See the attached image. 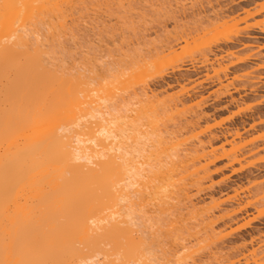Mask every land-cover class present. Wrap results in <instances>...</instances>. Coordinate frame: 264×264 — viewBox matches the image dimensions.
Returning <instances> with one entry per match:
<instances>
[{
  "label": "bare ground",
  "instance_id": "6f19581e",
  "mask_svg": "<svg viewBox=\"0 0 264 264\" xmlns=\"http://www.w3.org/2000/svg\"><path fill=\"white\" fill-rule=\"evenodd\" d=\"M79 1H81L82 3ZM85 1H88V0H85ZM85 1L84 0H2V3L4 5H10V7L5 8V7L0 6V264H15V262L19 261V260H43V261H48L49 264H118V262H120L119 264H159L157 262L158 261L161 262V261L158 260L157 257L155 256L156 248H155L154 243H148L150 241L149 240L150 238L148 237V228L150 226L148 227V223L146 221H145L146 222L145 223L143 218H142V217H144L146 220V216H147L148 212H147V214L143 215V213H145V212L142 211V209H143V206H145V205L141 202H139L141 206L139 205V203H136V204H138V206L141 207V208L140 207L138 208V206L136 207V204H135V202H138V199H141L142 197H145V199L147 198V196H145L146 192L145 193L143 192L144 190L146 191L147 188L139 190L140 192L141 191L143 192L142 197H140L141 195L138 192V190L137 191L135 190V189L141 188L140 186H138V185H140V182L138 184V181L144 177V176H142V174L143 175L145 174V177H146L148 175V172H149V175L152 174L153 179L155 178L156 181L157 180L159 181V183L160 182H166L168 185L170 183H175L177 186L180 184L179 186L183 185L182 186L183 190L184 189L186 190L187 187L190 185V183H189V185H187L188 183L186 184V182H185L187 179L186 177L187 176L190 177V175L194 176L196 174L195 173H192L190 175L188 174L185 177V175L184 176L179 175L181 173H179L176 170V173H174V174L178 175V177H181V179L179 178L176 180L177 182L176 181L172 182V180L175 176L172 175L171 169H168V170L166 169L167 172H166L165 178H167L168 180H166L163 177L165 173L162 171L158 173L161 176L159 179V178H156L157 176L159 177V175H157L156 173H157V170L158 171L162 170V168H160L161 165H160V167L156 166V167H158L157 170L154 169L152 166L153 165L155 166L154 163H156V161H157L156 164L159 165L160 159L153 161L154 163L151 162L152 164H149V162L147 163L148 159H147V161L145 160V162H143V163H142V160L144 161V158L147 156L146 155L147 152L148 153L150 152V149H152L151 147L154 145L153 143L156 141L157 142L160 141L158 143L159 146H161V144H162L163 145L162 148L165 150L167 149V148H164L166 143L167 144H168V142L171 143V145L169 144V147L167 146L168 148L172 147V150L169 149L168 153L171 150L174 153V155L172 152H170V153H172V156L174 157V159L176 158V160H177V158H179V157H176V153L179 152L177 150L178 148L181 149V151L183 149L182 152L184 154H185V152H186V154H187V152H188V154H190L191 153L190 150L192 152H194L192 154L193 157L195 154L197 156V160H198L197 162L202 163L201 170L198 168L199 169L198 172H196L197 170L195 171L197 174L199 173V171H203V173L205 174V172H207V170H209L208 167H210V165L213 164V162H214L213 160L214 159L216 160V157H217V156L214 157V159L212 160L213 157L211 155L213 154V151L212 152L206 151L209 149L211 150V148H212V150H214V148H213L214 141L213 140H215L214 139L215 135H213L209 130L210 128L208 126H206L210 122V119H209V117H204L205 113L203 112V107H202L205 105L204 104L205 103L204 98H203L204 97L203 96L204 91L199 93L198 95L189 96L186 99L184 98V100L180 99L182 97V95H186V94L188 95V93H186L187 90H185L186 86L183 85L186 81L190 83V81L186 80V78L181 79V81H179V82H177V80H176L177 86H172L170 84H165V85L161 84V85L157 86L156 84L150 85L149 83L148 84L146 83V84H143V86L140 85L142 87H140V89L136 92L133 88L132 90L134 92L132 91V93H133V98H136L134 100L136 101V103H138L137 105L140 107H142V106L144 107L145 105L147 107L148 106L152 107L155 105V107H156L160 103H163L167 106H169V104H170V105H173V107L175 106L177 108V106H179V107L180 106L181 107L187 106L188 107V104H190V106L188 108H189V111L191 110L190 113L192 114V116L191 115L190 116L193 117L191 119L195 122L194 125L196 124L197 128H200V130L202 128V130H201L202 132L200 133V135L202 134L201 138L203 137V139L200 138L201 140L199 138H198L199 140L197 139L198 145L197 146L194 145L195 146L194 149H192V148L189 149V147H187L188 145L186 143H184V141H183V143L185 145L182 143V141H181V143H179V140L177 142V139H178L177 136L172 135L171 133H170V135H168L171 137H168L166 135L167 137H165V138L163 137V139H161V137H162V136L160 137L161 133L158 136H156V133H158L157 132L158 130H156V131L154 130L148 134H146L145 132H143L145 134L139 132V128L141 127V126L138 127V125L141 124L140 120L141 119L143 120L145 118H141V119L139 118V120H137V118H136L137 121H133V122L131 121L130 124L128 123L129 125L127 124L126 119H128L129 115L127 116L126 114L129 110L131 111V109H128L127 107L131 106L134 102L131 104L129 101H128L129 103L128 102L126 103L125 101H123V103L124 102L126 103L127 107L126 106H124V107H126L127 109L126 108L124 109L122 107L121 110L120 109L118 110L119 107L116 108V106H114V104H112V100H111L112 95H113V98L115 95V94H112V91H115L114 88L113 89L109 88V84H110L109 79L111 76L110 74L114 72L113 70H112L113 72H111V73L109 72L112 69V66H111L112 64L109 65V70L107 69L108 71H106V72L102 71L104 73H102V74L99 73V74H97L98 75L97 77H93L92 75H90L88 73L90 72V70H92V69L94 70V68L97 66H94V68H92V69L88 68V69H90L88 72L87 71H83L84 73L81 72L82 69H84L87 66L86 63L88 64V62H89L88 59L90 57H88L87 55L83 56V54L81 55L82 57H85V58L88 57L87 60L85 58L83 60V58L80 57L81 62H79V63H81L80 65H82V66L79 65V63L76 61V59L73 60L74 57H72L73 59H71V61H70V58L73 54L68 50L69 48L66 49V47H68V46H66L67 42L64 40H61V39H64L62 37H64V34H66V32L62 31V27H63V30H64V27L67 28V29L65 28L66 30H69L71 28L76 30L75 27H76V25L79 26L80 21H78V20L81 19V17H79V18H78V16L74 17V16H76V14H74L73 11H74V8L78 5L77 3L83 4ZM90 1H92V0H90ZM97 1H99V0H97ZM102 1H100V2H102ZM126 1H128V0H126ZM202 1H204V2L206 1L205 2L206 4L204 2L202 3ZM202 1L200 0L197 2V0H189L190 6L187 5L188 2H187V4L184 3L183 5H180V6L178 4V6L180 8H182V10L179 9V12L182 11L181 14H184L183 16L195 15V16L200 17L201 15H204L203 17H200L202 19V18H205L206 16L208 17V15L211 13L210 12L208 15H206V13L209 12V8H210V10H212L211 15H213V17H214L213 20L216 19L215 21H217V22H220V20H221V22H222V20H224V18L228 17V16H224L223 12L225 10L223 12L220 11L219 8L217 10L216 6L218 7L219 3L216 2L218 5L216 4V6H215V0H214V4L212 3L213 5L211 4V1L213 2V0H202ZM216 1H218V0H216ZM232 1H235V0H232ZM75 2H76V4H75ZM117 2H119V1H117ZM177 3H179V2H177ZM177 3H174L175 6ZM73 4L76 6H74ZM101 4H103V3H101ZM204 4L207 6H205ZM90 5H89V9H90ZM79 6L80 5H78V7ZM104 6H106V4L103 5V8H105ZM78 7H76V8L78 9ZM119 7H120V5H119ZM205 7H207L208 10L205 9ZM76 8H75V13H76ZM91 9H93V8H91ZM120 9H121V7H120ZM70 10H71V12H69ZM177 10H178V8H177ZM213 10L219 11V12H214ZM88 11H90V10H88ZM93 11H95V10H93ZM99 11H102V10L99 9ZM128 12H129V10H128ZM245 12H247V11H245ZM92 13H94V12H92ZM49 14H51L52 17H54V18L49 16ZM67 14H70V15H67ZM102 14H103V12H102ZM250 14L251 13L249 12L246 15L249 16ZM43 15L46 17L49 16V18H51L53 22L50 21L51 19H49V18L42 20L41 17H44ZM71 15L72 16L74 15L72 17L73 19L72 18L68 19L69 16L71 17ZM109 15H110V13H109ZM91 16H93V15H91ZM251 16L253 17L252 14H251ZM113 17H114V15H113ZM125 17L127 18V16H125ZM136 17L137 16H135V18ZM108 18H110V17H108ZM142 18H143V16H142ZM247 18H249V17H247ZM56 19H57V21H59V23H57V21H55ZM83 19H84V17H83ZM99 19H102V18L100 17ZM228 19H229V17H228ZM40 20H42V23H43V21H45V22L47 21V23L48 22L49 23L48 24L43 23L44 24L43 25L42 23H40L41 22ZM123 20H125V19H123ZM225 20H227V19H225ZM75 21H77V22L74 23ZM87 21H89V20L87 19ZM103 21H105V20H103ZM244 21H242V22H244ZM72 22L74 25L75 24L76 25L74 26L72 24ZM174 22H176V21H174ZM217 22H215V24ZM50 23L52 24V28H55V29L57 28L56 30H58L57 26L60 25L59 30L56 32H52L51 30H49V28L52 29ZM67 23H70V24L68 25ZM81 23L83 24V22H81ZM92 23H94V22H92ZM106 23H108V22H106ZM130 23H131V21H130ZM135 23H136V21H135ZM225 23H226V21H225ZM234 23H235V21H234ZM245 23H247V22H245ZM100 24H101V22H100ZM102 24L104 27L105 26L104 23H102ZM126 24H124V25H126ZM143 24H145V23L143 22ZM176 24L177 23H175V25H174L175 27H176ZM53 25H56V27L55 26L53 27ZM66 25H68V26L71 25V28L70 27L68 28V26H66ZM177 25H179V24H177ZM218 25H220V24H218ZM38 26H40L42 29L39 28ZM44 26H45V28L43 29ZM129 26H127L128 29H129ZM182 26H185V25H182ZM247 26H249V25H247ZM47 27H48V29H46ZM127 27L125 26V28H127ZM162 27H163V25H162ZM172 27H173V25H172ZM76 28H78V27H76ZM247 28H249V27H247ZM55 29H54V31H55ZM97 29L99 30V28H97ZM164 29H165V27H164ZM173 29H174V27H173ZM202 29H205V28L203 27ZM227 29H229V28H227ZM237 29H238V27H237ZM37 30H39V32ZM41 30H43V31H41ZM45 30L46 31L48 30V31L44 32ZM74 30H72V31H74ZM85 30H87V29H85ZM120 30H122V29H120ZM176 30L177 29H174L175 33H176ZM187 30L189 31V29H187ZM233 30L235 31L236 29L233 28ZM60 31L63 33V36L60 33H58ZM117 31H118V29H117ZM170 31H172V30H170ZM170 31L167 30V32L165 33V31H164V33L168 35L169 34L168 32H170ZM190 31H191V29H190ZM192 31H194V30H192ZM230 31L225 32V34L227 33L226 34L227 36H229V34H234L233 31H232L233 33H230ZM40 32H44V34H46L47 37H50L49 38L50 40L47 41L48 40V39L46 40L47 37L45 38L46 35L42 36L43 33H40ZM48 32H49V34H50V32H51V34L54 33L55 36L54 35L49 36L47 34ZM125 32H127V31H125ZM75 33L76 32H74L73 35ZM106 33H107V31H106ZM175 33H174V36H175ZM70 34H72V33H70ZM59 35L62 37H59ZM170 35H172V34H169L168 36H170ZM39 36L42 37V40ZM70 36H72V35H70ZM73 37L75 38V36H73ZM185 37H186V34L184 35V40L187 41L188 39ZM171 38H173V37H171ZM38 40H40L41 43H39ZM44 40H46L47 45L48 44H50V45H48V46L46 44L43 45L45 43ZM51 40L52 41L56 40V41H58V43H55L54 41H53L54 42L53 43ZM70 40H71V38H70ZM98 40H100V39H98ZM136 40H137V38H136ZM174 40H176V42H177L178 39L175 38ZM190 40H192V39H190ZM59 41H61V42L64 41L62 43L65 45H62V43L59 44ZM133 41H134V39H133ZM42 42H44V43L42 44ZM120 42L122 44H123V42L125 43V41H123V42L120 41ZM120 42H119V44L121 45ZM154 42H156V40ZM176 42H173V43H176ZM196 42H198V41H196ZM111 43H114V42H111ZM148 43H149V41H148ZM192 43H194V41ZM200 43H202V41ZM52 44H53V46H52ZM55 44H56V50L54 47ZM90 44H92V43L90 42ZM126 44L128 45V43H126ZM169 44H171V43H169ZM178 44H180V43H178ZM59 45L60 46L62 45L61 46L62 48L59 47ZM145 45H147V44H145ZM171 45H173V44H171ZM171 45H170V47L168 45V47H169L168 49L166 47V50L169 51L168 54L173 53V51H171V50H173L176 46V44H174L173 46H171ZM197 45L198 44H196V46ZM244 45L245 44H242L241 46L246 48V50H247L248 46H246V45L244 46ZM45 46L48 49H46ZM200 46L201 45H198V47H200ZM28 47H31L33 49V52H36V53H44L47 51L46 54H47L48 63L54 65L55 68L58 69V71L55 73H52L49 69L44 68L41 63L34 62V61L28 59L27 53L25 51ZM51 47H53V48L50 49ZM58 47H59V50H57ZM88 47H89V45L87 46V48ZM116 47H118V46H116ZM124 48H126V47H124ZM60 49H61V51H60ZM62 49H64V50L62 51ZM112 49H113V47H112ZM120 49L121 48L119 47V50ZM128 49H129V47H128ZM48 50H51V52ZM81 50H83V49H81ZM122 50H120V51H122ZM57 51L58 52L60 51L59 53L62 54V55L61 54L59 55V53H58L60 59H59L58 55L55 54V53H57ZM85 52H87V51H85ZM48 53L52 54L53 56L56 55L58 59L56 58V56L52 57V55H49ZM126 53H128V52H126ZM126 53H124V55L122 54V58L125 56ZM129 53H133V55L136 54V52H134V51H132V52L129 51ZM144 53L146 54V52H144ZM221 53H223V52H221ZM221 53L219 55L213 54V55H211L212 57L210 56L211 58L208 57L209 55L207 56V58L204 56L206 58V59L204 58V62H203L205 66L204 67L202 66L204 68V71H208V70L214 71L216 66H217V69L222 67L220 65H223L224 60H226L225 58H228L230 56H229V54H227L228 52L224 53V55ZM69 54L71 56H69ZM88 54L91 55L90 52ZM157 54H158V52H157ZM225 54H227V55H225ZM247 54H248V52H247ZM63 56H65V57L62 58ZM68 56H69V58H68ZM155 56L157 57V55H155ZM50 57H51V59L54 58L52 60L53 62L50 60ZM128 57H130V56H128ZM232 57H235V56H232ZM131 58H132V56L130 57V60H131ZM143 58H144V56H143ZM64 59L69 61V62L67 61V65H69V67L66 66V68L65 67L63 68V66L66 65V62L64 61ZM123 59H121V61ZM126 59H127V57H126ZM238 59H239V57H238ZM54 60H55V62H54ZM61 60H63V61H61ZM132 60L134 61V63H135V61H136V64L138 63L137 62L138 59L135 60L134 58H132ZM132 60L128 61V62L125 61L123 63H126V64L129 63L130 67H131L132 66V64H131ZM151 60H152V58H151ZM58 61H60V65H61V62H63V64L61 65L62 67H60ZM121 61L117 62V63H115L113 61L114 67H115V69L113 68L114 70H116L117 65H119L118 63L121 64V65H119V67L121 66L120 68L122 70V68L125 64H122ZM156 61H158V60H156ZM240 61L242 62V60H240ZM71 62H72V65H71ZM146 62H144L145 63L144 65L142 62L141 66L145 67ZM172 62L173 61L171 60V63ZM55 63H57L58 66H56L57 64H55ZM90 63H92V61ZM134 63H133V67H134ZM140 63H138L139 67H137V65H135L136 66L135 68H137V69L139 68L138 70H140V71H138L139 73L137 72V74L132 78V80L135 82H141V81L143 82L142 78L145 77L144 75L146 74V71H147L146 68H145L146 70L140 68ZM157 63H158L157 65L159 67V61ZM83 64L86 66L83 67ZM89 64L87 67H92V65H96V64H92L90 66ZM71 66H72L74 71L71 70ZM75 66H77V67L79 66L78 69H77V67L74 68ZM127 66H129V65H127ZM151 66L152 65H150V67ZM255 66L256 67L258 66V68L264 67V65L260 66L259 63H255ZM87 67H86V69H87ZM125 67H126V65L124 66V68ZM133 67H131V68H133ZM249 67H252V69H254L253 68L254 65L249 66ZM67 68L69 69V71ZM98 68L100 69L99 65H98ZM106 68H108V67H106ZM151 68L154 69V67H151ZM102 69H103V67H102ZM153 69H152V71H153ZM259 69H262V68H259ZM75 70H77V71L80 70V71L77 72ZM142 70H144V71H142ZM148 70H150V72H151V69H148ZM125 71H127V70H125ZM221 71H223V70H221ZM99 72H101V71L99 70ZM115 72H118L117 74H119L120 77L121 76L123 77V75H121L119 73V71H115ZM254 72H255V70H254ZM151 73H153V72H151ZM91 74H95V73L91 72ZM131 74H133V73L131 72ZM147 74H148V71H147ZM116 77H118V76L116 75ZM217 77H218V75H217ZM113 78H114L113 80L115 81V77H113ZM145 79L146 78H144V81H145ZM217 80H218V78H217ZM257 80H259V79H256L255 81H257ZM145 82H147V81H145ZM145 82H143V83H145ZM141 83H139V84H141ZM185 84H187V83H185ZM220 85H222V81L218 82V86H220ZM135 87H136V89H138V86L135 85ZM193 87H196V85ZM218 88H220V87H218ZM176 89H177V92H174V90H176ZM217 90H219V89H217ZM127 91H128V89H127ZM220 91L222 92V90H220ZM192 92H193V89H192ZM223 92H225V91H223ZM117 95L118 94H116V96ZM130 97H132V96H130ZM130 99H132V98H129L128 100H130ZM244 100H245V98H244ZM195 101H198V104L192 105V103ZM235 101H237V100H235ZM113 103H114V101H113ZM200 103H203V104H200ZM129 104H131V105H129ZM84 105H86L88 108L86 107V109H85ZM122 105H124V104H122ZM134 106H136V105H134ZM138 106H136V107H138ZM146 106H145V108H146ZM245 106H246V104H245ZM155 107H153V108L156 111L157 109H155ZM161 107H162V105H161ZM187 107H186V110H188ZM129 108H131V107H129ZM157 108H159V107H157ZM191 108H193V110H195V111H196V108H199V109L196 112L195 111L193 112V110ZM241 108H243V107H241ZM170 109H172V107ZM148 110L151 111V109H149V107L147 108V111ZM154 110L152 109V111H154ZM177 110H179V109H177ZM136 111H138V110H136ZM173 111H175V110H173ZM184 111H185V109H184ZM144 112H146V109ZM132 113L133 112L130 113V116ZM181 113H179V114H181ZM183 114H181V115H183ZM136 115H138V114H136ZM136 115H135V117H136ZM148 121H149V119H148ZM74 122L78 124V127L74 128L73 132L75 135H78L80 137V143L76 147L75 153L73 154V158L79 161L76 163L70 162L68 155L66 153H64L62 150V141H63V136L65 135V132L63 130L67 129ZM151 123L153 125L154 124L156 125L157 121L155 120V123H154V119H153L152 121H149V123H147V124L151 125ZM196 127H195V129H196ZM203 128H205V129L203 130ZM149 129H153V128H149ZM135 134H137L139 137L137 136V138H135L134 137ZM153 136L158 137V139L157 140L155 139L156 141H154ZM163 136H165V135H163ZM231 137H239L238 132L236 131L234 134L231 135ZM175 138H177V139H175ZM164 139H165V141H164ZM167 139H168V141H167ZM225 139H226V137H225ZM161 140H163V141H161ZM174 141L176 143H173ZM227 143H229V142H227ZM182 145H184L185 148L182 147ZM155 146H157V145H155ZM178 146H180L181 148ZM192 146H190V147H192ZM186 148H188V149H186ZM184 149H186V151H184ZM165 150H163V151H165ZM187 150H189V151H187ZM233 150H237V149H233ZM156 151L157 150H155V152ZM166 152H164V153H166ZM182 152H181V154H183ZM164 153H162V154L165 155L164 157H166L167 155ZM208 153L211 156V159L207 157ZM232 153H234V152H232ZM162 154H161V156H163ZM184 154L180 157H186V156H184ZM188 154H187V158H189ZM151 155H152V153H151ZM227 155H228V153H227ZM229 155L233 156V154L231 155V153H229ZM229 155H228V157H229ZM222 157H224V156H222ZM234 157L232 159L235 160V162H236V160L239 156L237 158L236 157L234 158ZM166 158H164V159H166ZM172 158L169 157V159H172ZM164 159L162 161H164V163L167 162ZM169 159H167V160H169ZM174 159H173V161H176ZM228 159H231V158H228ZM228 159H227V163H228ZM239 159H238V161H239ZM241 159H242V157H241ZM200 160L202 162H200ZM89 161H91L92 163H89ZM169 161H171V160H169ZM173 161H171L172 165L174 163ZM178 161H179V159H178ZM238 161H237V163H238ZM136 165H138V166L136 167ZM168 165H169V163H168ZM192 165H194V164H192ZM165 166H164V168L167 167V166L166 167ZM178 166H179V164H178ZM198 166H200V164ZM146 167H148L150 169L147 170L148 168H146ZM175 167H177V166H175ZM196 167H197V165H196ZM145 168H146V170H145ZM186 168H187V166H186ZM177 169H180V168H177ZM188 169L187 170L183 169V170H186V173H184V174H187V171H189ZM193 169H195V167ZM181 170L182 169H180L179 171H181ZM142 171H144V172L146 171L147 175H146V173H143ZM188 173H190V172H188ZM207 173H209V171ZM169 174H171V175H169ZM154 176H156V177H154ZM169 176H172V177L170 178ZM206 176H208V175H206ZM145 177H144V179H145ZM182 177H184L183 178L184 184H183ZM146 178H148V177H146ZM161 178H162V180H161ZM150 179H152V178H150ZM192 179H193V181H191V182L197 183V180L195 178H192ZM199 179L201 181V178H199ZM211 179L212 178L210 176L207 177V180L209 182L211 181ZM255 179H257V178H255ZM153 181H155V180H153ZM153 181H151V182H153ZM167 181H169L170 183ZM209 182H208V184H209ZM255 182L256 181H254V182L252 181L250 183H252L254 186ZM261 182H263V180ZM145 183L143 184L144 187H145ZM197 184H199V183H197ZM214 184L212 183V185H214ZM255 184L258 185L257 182ZM262 184H263L262 185V187H263L264 183H262ZM136 185L138 187L133 189L134 186H136ZM147 185H149V184H147ZM150 185H153V184L151 183ZM171 185H173V184H171ZM171 185H169V186H171ZM176 185H173L172 187L176 188ZM179 186L177 187V190H179V191H177V192L173 191V192H175L176 197L178 194L177 198H180L182 201H180L179 204L177 203V206L174 204L173 205L174 207L172 205H171V207H173V209H174L176 206V207H180L182 209L185 206L181 207L178 205H182V206L186 205L185 209L189 208L188 209L189 212H187L188 215L190 213L191 214L193 213V215L197 216V214L199 213V216L201 217V215L203 216L204 213H207L203 217L207 216V217H205V219L206 220L208 219L207 221L209 222V225H210L209 227L207 224L208 222L203 217H201L200 219H202V222L204 223V225L207 224L206 227H208L209 230L218 229V228L213 229V227L214 226L219 227L216 223L217 220H215V219H217V216L219 213L221 216V214L223 215L224 213L226 214L227 212H229L230 217H231L234 214H237L240 210H242V208H244V205L242 207V204L245 203V201H246V200H244L243 203H241V202L239 203L238 200H235L236 202H231V201H233V199H232L233 197L230 198L231 195L229 197L225 198L223 196L226 193L223 194L222 192H213L214 190L213 191L210 190L211 192L209 191L203 195H201V193H202L201 190H197V191L195 190L196 193L192 195L191 194L192 189L190 190L188 187L190 192L186 190V193H184L185 190L184 191L181 190L182 188ZM215 186H216V184H215ZM156 187H158V186H156ZM254 187L256 189L257 186H254ZM151 188L153 189L152 192L155 193L154 194L156 196L155 199H157V198L159 199L160 196L162 195L163 189H161L162 190L161 191L160 187L155 188V185H153V187H151ZM151 188H150V190H152ZM197 188L198 187H196V189ZM133 190H135L136 192H133ZM233 190L235 193L237 192L235 189H233ZM142 192H141V194H142ZM147 193H148V190H147ZM150 193H148V194H150ZM156 193H157V195L159 193H161V194L159 196H157ZM260 193H258V194H260ZM262 193H264V192H262ZM179 194H181L180 196L182 198L179 196ZM236 194L234 196H236ZM150 195H148V196H150ZM154 195H151L150 198ZM173 195H174V193H173ZM250 195L251 194H249V196ZM137 196H138V199H137ZM238 197H239V194H238ZM238 197L236 196L237 199H238ZM133 198H134V201H133ZM135 199L137 201H135ZM145 199L144 200L142 199L144 203L147 202V201H145ZM155 199H153V201H155V203L151 204V205H154L153 207H155V205L158 204V201ZM161 199L163 201L166 200L163 198H161ZM161 199L159 201H162ZM261 199H264V198L262 197ZM172 200H173V198H172ZM149 201H150V199H149ZM163 201L159 203L160 205L159 204L157 205L158 209L155 207L157 209V211L159 210L158 211L159 213L163 211L162 208H164V210H165V208H166V210H170L169 208H171V207H168V209H167L166 206H169L168 205L169 203L167 201L166 202L168 204L166 206L163 205V207H162L161 204L163 203ZM183 201L185 203H183ZM166 202H165V204H166ZM181 203H183V204H181ZM246 204H248V203H245V205ZM206 206L207 207L209 206L208 209H205V208H207ZM145 208H146V206L144 207V209ZM181 209H180V213L185 211L184 209H183L184 211H182ZM238 209H239V211H237ZM105 210H108V213ZM202 210L205 212H203ZM195 212H198V213H195ZM106 213H107V215H106ZM163 213H165V211L162 212V215H163ZM171 213H173V211ZM175 213H177V212H175ZM185 213H186V211H185ZM229 213H228V215H229ZM104 215H106V216H104ZM160 215H161V213H160ZM160 215H157V217ZM180 215H182V214H180ZM180 215L176 214L177 217ZM185 215L186 214H184V216ZM189 216H186V219H184V222L189 223V221H187V219L190 218ZM226 216H227V214H226ZM161 217L162 216H160V218L159 217L157 218V219H159V221H157V222L162 221L161 219H163V218H161ZM163 217H166V216H163ZM191 217H193V216L191 215ZM227 217H229V216H227ZM195 218L196 217L194 216L193 219H195ZM190 219H192V218H190ZM218 219H219V216H218ZM233 219H235V218H233ZM233 219H232V221H233ZM149 220H150V218H149ZM179 220H181V219H179ZM199 221H201V220H199ZM137 222L140 225L139 227L135 226V223H137ZM157 222L154 224H157ZM168 222H169V220H168ZM190 223H189V225H190ZM161 225H162V223H161ZM161 225H160V231L159 232L162 231L163 233H165L167 230L165 231V229H164V231H165L164 232L163 231L164 227L162 228ZM183 225L185 226V224H183ZM186 226H188V225H186ZM151 227H154V226L151 225ZM158 227H159V225H158ZM210 228H212V229H210ZM158 229L154 230V231L158 232ZM219 229H220V227H219ZM219 229H218V233H220ZM230 229H232V228H230ZM168 230H170V229H168ZM171 230H174V229H171ZM191 230L192 229H190V231ZM200 231H202V230H200ZM215 231H217V230H215ZM150 232L152 233V231H150ZM157 232H155L153 234L158 235L159 233L157 234ZM188 233H190V232H188ZM211 233H213V232L211 231ZM216 233L217 232H215V234H213V235L211 234V236L216 235ZM165 234H167V232ZM151 236L154 237L155 235L151 234ZM171 237H173V236H171ZM156 238H158V237H156ZM156 238L154 240L155 242H156ZM207 238L205 237V239H207ZM218 239H219V237H218ZM172 240L174 241V238H172ZM209 240H206V242ZM218 241H220V239ZM157 242H158V240H157ZM211 242H213V241H211ZM156 246H158V244H156ZM206 246H207V244H206ZM204 248H205V246H204ZM159 250H160V248H159ZM185 251L187 252V250H185ZM204 251H205V249H204ZM171 252H173V251H171ZM217 252H218V250H217ZM216 255H218V254H216ZM189 256H191V255H189ZM189 256H188V258H189ZM210 256H212V255H210ZM256 256H258V255H256ZM165 257H167V256H165ZM169 257H171V256H169ZM171 258H170V260H171ZM185 258H187V257H185ZM212 258H214V257H212ZM218 258H220V257H218ZM261 261H258V262H260V264H261ZM168 262H170V261H168ZM168 264H170V263H168ZM232 264H233V262H232ZM257 264H259V263H257Z\"/></svg>",
  "mask_w": 264,
  "mask_h": 264
},
{
  "label": "rangeland",
  "instance_id": "374dc122",
  "mask_svg": "<svg viewBox=\"0 0 264 264\" xmlns=\"http://www.w3.org/2000/svg\"><path fill=\"white\" fill-rule=\"evenodd\" d=\"M85 1V0H84ZM100 1H102V0H99V1H97V0H92V1H90V0H88V1H85L83 4H81L82 2L81 1H79V2H81V3H77L78 5H80L79 7H78V5L76 6V5H74V6H76V7H78V9L76 8V13H75V8H74V11H73V13L74 14H76V16H74V17H77L78 16V18L79 17H81V19H79L78 21H80V24H79V26H77L76 24V27H78V28H76L75 27V29L76 30H74V29H72L71 28V25L70 26H68L70 23H67L68 25H66V26H68V28L70 27L71 29H69V30H66L67 28L66 27H64V30H63V27H62V31H64V32H66V34H64V37H62L63 36V33L60 31V32H58V33H60L62 36H60L59 35V37H62V38H64V39H61V40H64V41H66L67 43H66V46H68V47H66V49L67 48H69L68 50L73 54H69V56H71V58H70V61H71V59H73L72 57H74V59L73 60H75L76 59V61L79 63V62H81L80 61V57L81 58H83V60H84V58L85 57H82L81 55L83 54V56L85 55H87L88 57H90L89 59H88V64L92 61V63H90L89 65L91 66L92 64H96V65H92V67H87L88 66V64L86 63V65H84L83 64V67L84 66H86L87 67V69L88 68H90V69H92V68H94V66H97V67H95L94 68V70L92 69V70H90V69H86V67L84 68V69H82V73H84L83 71H89L90 70V72L88 73V74H90V75H92L93 77H97L98 75L97 74H102V73H104V72H106V71H108L109 70V65H111L112 66V69H111V71H109L110 73L111 72H113V73H111L110 75V79H109V81H110V84H109V88L111 89H113L114 88V90L115 91H112V94H115L114 95V98H113V95H112V104H114V106H116V108H118V110L120 109H122V107L125 109L127 106H126V103L129 101L131 104H129V105H131V106H128L127 108L128 109H131V111L129 110L128 112H127V116L129 115V117H128V119H126L127 120V124L129 123H131V121L133 122V121H137V120H139V118L141 119V118H145V119H141L140 120V122H141V124L140 125H138V127H140L139 128V132H141V133H143V132H145L146 134H148V133H150V132H152V131H156V130H158L157 132L158 133H156V136H158L160 133V137H161V139H163V137L165 138V137H167L168 135H170V133L172 134V135H176L177 136V138H175V139H177V142H178V140H179V143H181V141H182V143H183V141H184V143H186L187 145V147H189V149L190 148H192V149H194L195 148V146L194 145H198L197 143H198V141H197V139L199 138H201V136H202V134L200 135V133L202 132L201 130H202V128H201V130H200V128H197L196 127V124L194 125V121L191 119V118H193V117H191L192 116V114L190 113L191 112V110L189 111V106H190V104H188V107L187 106H185V107H179V106H177V108L174 106L173 107V105H170L169 104V106H167V105H165V104H163V103H160L158 106H156L155 107V105L154 106H152V107H150V106H148L149 107V109H151V111H147V106H146V108H145V106L143 107H140V106H138L137 104L138 103H136V101L134 100V99H136V98H133V93H132V89L134 88V90H135V92L136 91H138L139 89H140V87H142L143 86V84H150V85H154V84H156L157 86L158 85H161V84H163V85H165V84H170V85H172V86H177V82H179V81H181V79H185L186 78V80H188V81H190V83L189 82H185V83H187V84H183V85H185L184 87H185V90H187L186 91V93H188V95L186 94V95H182V97L180 98V99H182V100H184V98L186 99V98H188L189 96H195V95H198L199 93H201V92H203L204 91V93H203V98H204V106H202L203 107V112L205 113H203L205 116L204 117H209V119H210V122L208 123V125H206V126H208L210 129V132L213 134V135H215V140H213L214 141V145H213V148H214V150H212V148H211V150L209 149V150H206L207 152H209V151H213V154L211 155L213 158H212V160L214 159V157H216V160L214 159L213 161V164H211L210 165V167H208L209 168V170H207V172L209 171V173H207V172H205V174L203 173V171H199V173L197 174L196 172H198V170L200 169L201 170V165H202V163H198L197 161V156L194 154V157H193V153L194 152H192L191 150H190V154H188V152H187V154H188V157L189 158H187V154H186V152H185V154L182 152L183 151V149H182V151H181V149H177L179 152V154L178 153H176V157H179V158H177V160H176V158L174 159V157L172 156V147L171 148H168L169 147V144L171 145V143H169L168 142V144L166 143L167 141H168V139H167V141L165 142L166 143V147L164 146V148H167L166 150L165 149H163L162 148V144H161V146H159V142H157L156 140L158 139V137H154L153 136V139H154V141H156V142H154L153 144V146L151 147L152 149H150V152L148 153L147 152V156L144 158V161L142 160V163L143 162H145V160L147 161V159H148V161H147V163L149 162V164H152L151 162H153V161H156V160H159L160 159V163H159V165L158 164H156L157 163V161H156V163H154L155 164V166L153 165L152 167L154 168V169H158V167H156V166H159L160 167V165H161V167L160 168H162V170H160V171H158L157 170V175H159V177L157 176H154V177H156V178H159L160 179V174H158L159 172H164L163 174H164V178H165V175H166V172H167V170L168 169H171V171H172V175H174L175 177L173 178V180H172V182H175L177 179H181V177H178V175H176V174H174V173H176V170L179 172V173H181V174H179L178 172V174L179 175H181V176H184L185 175V177L189 174H192V173H195L196 175H194V176H191L190 175V177H186L187 179H186V184L187 185H189V183H190V185L188 186L189 187V189L191 190V194L193 195V194H195L196 193V191L197 190H201L202 191V193H201V195H203V194H205V193H207V192H209L210 190L211 191H213V192H222L223 194H225L223 197H229L230 195V198H232L233 199V201H231V202H236L235 200H238V202L240 203H243V201L244 200H246L245 201V203H248V204H246L245 205V203H243L242 204V207H243V205H244V208H242V210H240L239 211V209L237 210V211H239L237 214H234L233 216H231L230 217V213L229 212H227L226 214H227V216H229V217H227L226 216V214L224 213L223 215L221 214V216H220V213L218 214V216H219V219H218V216H217V219H215V220H217L216 221V223H217V225L220 227V229H219V227H213V229H215V228H218L219 229V231H220V233H218V229H215V230H217V231H215V230H209V222L205 219V217H207V216H205V217H203L204 215H206L207 213H204V215L202 216L201 215V217H203L208 223V227H206V225H204V223L202 222V219H200L201 217L199 216V213L198 212H195V213H198L197 214V216L196 215H193V213L191 214L193 217H191V215L189 216L188 214H187V212H189L188 211V209H185V207H186V205H178V206H181V207H184V208H180V207H176L177 206V203L179 204L180 203V201H182L180 198H177L178 197V194H177V197H176V195H175V192H177V191H179V190H177V187L180 185H176L175 183H170L169 181H167V182H169L170 184L169 185H171V184H173V185H176V188L175 187H172L173 185H171V186H169L166 182H160L159 183V181L157 182L156 181V179L154 178L153 179V177H152V174H150L149 175V172H148V175H147V173H146V171L144 172V171H142L143 173H146V177H148V178H146L145 177V174L143 175L142 173V176H144L145 177V179L147 180H145L144 179V177L143 178H141L139 181H138V184H139V182H140V185H138V186H140L141 188L139 189H135L136 187H138L137 185L136 186H134V188L133 189H135L136 191L138 190V192L140 193V197H142V195H143V192L145 193L146 192V195L145 196H147V198L145 199V197H142L141 199H138V196H137V199H138V202H135V204L136 203H139V202H141V203H143L145 206H146V208L144 209V207L145 206H143V209H142V211H144L145 213H143V215L144 214H147V212H148V214H147V216H146V220H145V218L144 217H142L143 218V220H144V222L146 221L147 223H148V237L150 238L149 240L151 241H149L148 243H154V245H155V248H156V254H155V256L157 257V259L158 260H160L161 262H157V263H159V264H168V263H172V264H232V262H233V264H257V263H259L260 264V262H258V261H261V264H264V199H261L262 197L264 198V193H262V192H264V186L262 187V183H264V67H259V68H262V69H259L258 68V66L256 67L255 66V63H259L260 64V66H263L264 65V0H235V1H232V0H218V1H216L215 0V6H216V2H218L219 3V6L217 7L216 6V8H217V10H218V8L220 9V11H224L223 13H224V16H228L229 17V19H228V17L227 18H224V20H222V22H221V20H220V22H217V21H215V20H213V15H211L212 14V10H210V8H209V12L208 13H206V15H208L210 12V14L208 15V17L206 16L205 18H200V17H203L204 15H201L200 17L199 16H195V15H186V16H183L184 14H181L182 13V11H180L179 12V9L180 10H182V8H180L179 6L180 5H183L184 3L185 4H187V2H188V4L187 5H189L190 6V4H189V0H128V1H126V0H103L102 2H100ZM107 1V2H106ZM117 1H119V2H117ZM133 1V2H132ZM179 2V3H177V2ZM198 1H200V0H197V2ZM202 1V0H201ZM89 2V3H88ZM91 2V3H90ZM96 2V3H95ZM204 1H202V3H203ZM206 2V1H205ZM204 2V3H205ZM101 3H103V4H101ZM122 3V4H121ZM174 3H177L176 4V6H175V4ZM181 3V4H180ZM214 4V0H213V2L211 1V4ZM75 4H76V2H75ZM91 4V5H90ZM99 4V5H98ZM101 4V5H100ZM106 4V6H104L105 8H103V5H105ZM178 4H179V6H178ZM206 4V3H205ZM204 4V5H205ZM210 4V5H211ZM212 4V5H213ZM82 5V6H81ZM87 5V6H86ZM89 5H90V9H89ZM98 5V6H97ZM109 5V6H108ZM119 5H120V7H121V9H120V7H119ZM125 5V6H124ZM203 5V6H204ZM211 5V6H212ZM218 5V4H217ZM73 6V7H74ZM96 6V7H95ZM108 6V7H107ZM115 6V7H114ZM205 6H207V5H205ZM209 6V5H208ZM81 7V8H80ZM87 9H86V8ZM101 7V8H100ZM113 7V8H112ZM124 7V8H123ZM188 7V6H187ZM91 8H93V9H91ZM95 8V9H94ZM100 10H102V11H99V9ZM127 8V9H126ZM177 8H178V10H177ZM82 11H81V10ZM205 9H207V7H205ZM71 10L69 11V12H71ZM79 10V11H78ZM88 10H90V11H88ZM93 10H95V11H93ZM97 10V11H96ZM117 10V11H116ZM122 10V11H121ZM128 10H129V12H128ZM208 10V9H207ZM215 10V9H214ZM213 10V11H214ZM245 11H247V12H245ZM79 12V13H78ZM92 12H94V13H92ZM102 12H103V14H102ZM105 12V13H104ZM107 12V13H106ZM214 12H219V11H214ZM251 13L252 15H253V17L251 16V14L248 16V15H246L247 13ZM89 13V14H88ZM109 13H110V15H109ZM122 13V14H121ZM227 15H226V14ZM246 13V14H245ZM254 13V14H253ZM78 14V15H77ZM85 14V15H84ZM96 14V15H95ZM127 16V18L124 16ZM137 14V15H136ZM142 14V15H141ZM67 15H70V14H67ZM80 15V16H79ZM91 15H93V16H91ZM107 15V16H106ZM113 15H114V17H113ZM123 15V16H122ZM132 15V16H131ZM44 16V15H43ZM49 16H51L52 17V15L51 14H49ZM49 16L48 17H46V16H44V17H41L42 18V20L43 19H46V18H49ZM72 15H71V17L69 16V18L68 19H70V18H72L73 17ZM90 16V17H89ZM113 18H112V17ZM130 16V17H129ZM135 16H137L136 18H135ZM142 16H143V18H142ZM251 16V17H250ZM83 17H84V19H83ZM87 17V18H86ZM97 17V18H96ZM102 18L103 20H105V21H103L102 19H99V18ZM108 17H110V18H108ZM120 17V18H119ZM231 17V18H230ZM246 17V18H245ZM247 17H249V18H247ZM52 18H54V17H52ZM77 18V19H78ZM105 18V19H104ZM133 18V19H132ZM141 20H140V19ZM49 19H51V18H49ZM67 19V20H68ZM73 19V18H72ZM76 19V20H77ZM83 19V20H82ZM87 19L89 20V21H87ZM91 19V20H90ZM96 19V20H95ZM115 19V20H114ZM123 19H125V20H123ZM127 19V20H126ZM143 19V20H142ZM225 19H227V20H225ZM231 19V20H230ZM42 20H40L41 22L40 23H42ZM93 20V21H92ZM108 20V21H107ZM111 20V21H110ZM114 22H113V21ZM134 20V21H133ZM203 20V21H202ZM210 20V21H209ZM245 20V21H244ZM49 21V20H48ZM50 21H52V19L50 20ZM55 21H57V19L55 20ZM94 22V23H92V22ZM101 22V24H100V22ZM116 21V22H115ZM128 21V22H127ZM130 21H131V23H130ZM135 21H136V23H135ZM174 21H176V22H174ZM212 21V22H211ZM219 21V20H218ZM225 21H226V23H225ZM234 21H235V23H234ZM242 21H244V22H242ZM53 22V21H52ZM77 21H75L74 23H76ZM81 22H83V24L81 23ZM89 22V23H88ZM106 22H108V23H106ZM113 22V23H112ZM143 22L145 23V24H143ZM215 22H217L218 24H220V25H218L217 23V25L215 24ZM245 22H247V23H245ZM39 23V24H40ZM43 23H47V21L45 22V21H43ZM42 23V24H43ZM49 23V22H48ZM47 23V24H48ZM56 23V22H55ZM57 23H59V21H57ZM56 23V24H57ZM79 23V22H78ZM102 23H104V27H103V24ZM127 23V24H126ZM175 23H177V24H179V25H177L176 24V27L174 26L175 25ZM245 23V24H244ZM41 24V25H42ZM72 24H73V22H72ZM89 24V25H88ZM107 24V25H106ZM124 24H126V25H124ZM130 26H129V25ZM135 24V25H134ZM137 24V25H136ZM166 24V25H165ZM201 24V25H200ZM228 24V25H227ZM237 24V25H236ZM44 25V24H43ZM50 25H51V28H52V24L50 23ZM74 25V24H73ZM72 25V26H73ZM74 25V26H75ZM98 25V26H97ZM114 25V26H113ZM139 25V26H138ZM162 25H163V27H162ZM172 25H173V27H174V29H177L176 30V33L174 32V29H173V27H172ZM182 25H185V26H182ZM187 25V26H186ZM232 27H231V26ZM247 25H249V26H247ZM48 26V25H47ZM56 27V25H53V27ZM82 26V27H81ZM90 28H89V27ZM92 26V27H91ZM96 26V27H95ZM125 26L127 27V26H129V29H128V27L127 28H125ZM136 26V27H135ZM168 26V27H167ZM182 26V27H181ZM221 26V27H220ZM246 26V27H245ZM39 28H41L40 26H38ZM58 27V30H59V27H60V25H58L57 26ZM85 27V28H84ZM88 27V28H87ZM102 27V28H101ZM106 27V28H105ZM117 27V28H116ZM123 27V28H122ZM135 27V28H134ZM164 27H165V29H164ZM200 27V28H199ZM205 28V29H202V28ZM236 27V28H235ZM237 27H238V29H237ZM247 27H249V28H247ZM45 28V26L43 27V29ZM66 28V29H65ZM80 28V29H79ZM82 28V29H81ZM97 28H99V30L97 29ZM227 28H229V29H227ZM233 28L234 29H236L235 31L233 30ZM42 29V28H41ZM46 29H48V27L46 28ZM53 29V30H52ZM52 29H50L49 28V30H51L52 32H56V31H58V30H56L55 28H52ZM54 29H55V31H54ZM61 29V28H60ZM85 29H87V30H85ZM96 29V30H95ZM114 29V30H113ZM117 29H118V31H117ZM120 29H122V30H120ZM162 29V30H161ZM168 31H170V30H172V31H170V32H168L169 34H172V35H170V36H168L167 34H165L166 32H167V30ZM187 29H189V31L187 30ZM190 29H191V31H190ZM200 29V30H199ZM232 29V30H231ZM66 30V31H65ZM72 30H74V31H72ZM189 32H187V31ZM192 30H194V31H192ZM196 30V31H195ZM206 30V31H205ZM231 30V31H230ZM38 32H39V30H37ZM41 31H43V30H41ZM48 31V30H47ZM46 30L44 31V32H47ZM70 31V32H69ZM88 31V32H87ZM90 31V32H89ZM92 31V32H91ZM106 31H107V33H106ZM125 31H127V32H125ZM164 31H165V33H164ZM179 31V32H178ZM188 33H186V32ZM230 31V33H233L234 32V34H229V36H227L226 34H225V32H229ZM233 31V32H232ZM44 32H40V33H43L44 34ZM74 32H76L74 35H73V33ZM96 32V33H95ZM111 32V33H110ZM143 32V33H142ZM153 32V33H152ZM172 32V33H171ZM39 33V34H40ZM70 33H72V34H70ZM84 33V34H83ZM91 33V34H90ZM106 33V34H105ZM124 33V34H123ZM126 33V34H125ZM136 33V34H135ZM139 33V34H138ZM145 33V34H144ZM174 33H175V36H174ZM191 33V34H190ZM196 33V34H195ZM199 33V34H198ZM208 33V34H207ZM42 34V36H45L46 34H44L43 35ZM49 36L50 35H54V33H52L51 34V32H50V34H49V32L47 33ZM69 34V35H68ZM77 34V35H76ZM112 34V35H111ZM164 34V35H163ZM186 34V37L185 38H187L186 40L187 41H185L184 40V35ZM190 34V35H189ZM193 34V35H192ZM239 34V35H238ZM70 35H72V36H70ZM90 35V36H89ZM148 37H147V36ZM198 35V36H197ZM38 36V35H37ZM55 36V35H54ZM57 36V35H56ZM73 36H75V38L73 37ZM86 36V37H85ZM88 36V37H87ZM160 36V37H159ZM168 36V37H167ZM231 36V37H230ZM247 36V37H246ZM40 37V36H39ZM47 37V35L45 36V38ZM58 37V38H59ZM74 39H73V38ZM112 37V38H111ZM137 38V40H136V38ZM165 37V38H164ZM170 37V38H169ZM171 37H173V38H171ZM178 37V38H177ZM201 37V38H200ZM41 38V40H42V37H40ZM44 38V39H45ZM50 37H47L46 38V40L47 41H49L50 39H49ZM57 38V37H56ZM70 38H71V40H70ZM86 38V39H85ZM178 39L177 40V42H176V40H174V39ZM73 39V40H72ZM98 39H100V40H98ZM122 39V40H121ZM130 39V40H129ZM133 39H134V41H133ZM181 39V40H180ZM190 39H192V40H190ZM196 39V40H195ZM199 39V40H198ZM230 39V40H229ZM46 40H44V42H42V44L43 45H47V43H46ZM119 40V41H118ZM136 40V41H135ZM156 40V42H154ZM184 40V41H183ZM39 41V43H41V41L40 40H38ZM52 41V40H51ZM54 41V40H53ZM52 41V42H53ZM64 41H62V42H64ZM118 41V42H117ZM120 41H125V43L123 42V44L120 42ZM130 41V42H129ZM148 41H149V43H148ZM172 41V42H171ZM194 41V43H192V42ZM196 41H198V42H196ZM202 41V43H200ZM205 41V42H204ZM207 41V42H206ZM51 42V43H52ZM55 43H58V41H54ZM53 42V43H54ZM61 41H59V44L60 43H62ZM90 42L92 43V44H90ZM111 42H114V43H111ZM119 42L121 43V45L119 44ZM158 42V43H157ZM171 43V44H176V46H175V48L173 49V50H171V51H173V53H171V54H168V52L169 51H167L166 50V47H167V49L170 47V45L171 44H169V43ZM173 42H176V43H173ZM189 42V43H188ZM49 43V42H48ZM83 43V44H82ZM85 43V44H84ZM126 43H128V45L126 44ZM155 43V44H154ZM178 43H180V44H178ZM183 43V44H182ZM192 43V44H191ZM200 43V44H199ZM74 44V45H73ZM116 44V45H115ZM127 46H126V45ZM145 44H147V45H145ZM149 44V45H148ZM178 44V45H177ZM184 46H182V45ZM191 44V45H190ZM196 44H198V45H201L200 47H198V45L196 46ZM208 44V45H207ZM242 44H245L246 46H248V49L246 50V48H244V47H242L241 45ZM249 44V45H248ZM48 45H50V44H48ZM47 45V46H48ZM58 45V44H57ZM62 45H65V44H63L62 43ZM61 45V46H62ZM89 45V47L87 48V46ZM96 45V46H95ZM98 45V46H97ZM112 45V46H111ZM131 45V46H130ZM168 45H169V47H168ZM173 45H171V46H173ZM186 45V46H185ZM195 45V46H194ZM244 45V46H245ZM52 46H53V44H52ZM60 45H59V47H61ZM79 46V47H78ZM85 46V47H84ZM102 46V47H101ZM116 46H118V47H116ZM147 46V47H146ZM149 46V47H148ZM178 46V47H177ZM251 46V47H250ZM46 47V46H45ZM50 47V46H49ZM55 50H56V44H55ZM59 47H58V49L57 50H59ZM82 47V48H81ZM84 47V48H83ZM112 47H113V49H112ZM119 47L121 48L120 50H122V51H120L119 50ZM123 47V48H122ZM124 47H126L127 49H128V47H129V51L130 52H132V51H134V52H136V54L135 55H133V53H129V51L126 49V48H124ZM134 47V48H133ZM53 47H51L50 49H52ZM62 48V47H61ZM83 49V50H81V49ZM101 48V49H100ZM106 48V49H105ZM142 48V49H141ZM179 50H178V49ZM46 49H48L47 47H46ZM65 49V50H66ZM85 49V50H84ZM148 49V50H147ZM152 49V50H151ZM155 49V50H154ZM165 49V50H164ZM177 49V50H176ZM191 49V50H190ZM194 49V50H193ZM228 49V50H227ZM245 49V50H244ZM64 49H62V51H63ZM67 50V51H68ZM115 52H113V51ZM127 50V51H126ZM146 50V51H145ZM154 50V51H153ZM164 50V51H163ZM193 50V51H192ZM211 50V51H210ZM252 50V51H251ZM48 51H50L51 52V50H48ZM60 51H61V49H60ZM59 51V52H60ZM85 51H87V52H85ZM91 53V55L90 54H88L89 52ZM152 51V52H151ZM177 51V52H176ZM188 51V52H187ZM47 52V51H46ZM58 51H57V53H55V54H57L58 55V53H59ZM122 52V53H121ZM126 52H128V53H126ZM144 52H146V54L144 53ZM157 52H158V54H157ZM160 52V53H159ZM183 52V53H182ZM191 52V53H190ZM194 52V53H193ZM221 52H223V53H221ZM226 52H228L227 54H229V56L230 57H228V58H225L226 60H224V62H223V65H220V66H222L221 68H218L217 69V66H216V68L214 69V71L213 70H208V71H204V58L206 57L207 58V56L208 57H210L211 55H213V54H215V55H219L220 53L221 54H223L224 55V53H226ZM230 52V53H229ZM247 52H248V54H247ZM250 52V53H249ZM53 53V52H52ZM63 53V52H62ZM65 53V52H64ZM68 53V52H67ZM66 53V54H67ZM86 53V54H85ZM124 53H126L125 54V56L127 57V59H126V57L123 59L122 58V54L124 55ZM143 53V54H142ZM156 53V54H155ZM203 53V54H202ZM210 53V54H209ZM232 53V54H231ZM49 55H52V54H50V53H48ZM54 54V53H53ZM61 53H59V55H60ZM98 54V55H97ZM109 54V55H108ZM140 54V55H139ZM168 54V55H167ZM179 54V55H178ZM194 54V55H193ZM207 54V55H206ZM227 54H225V55H227ZM243 54V55H242ZM59 55H58V57H59ZM62 55V54H61ZM137 55V56H136ZM140 57H139V56ZM151 55V56H150ZM155 55H157V57L155 56ZM166 55V56H165ZM245 55V56H244ZM248 55V56H247ZM56 55H52V57H55ZM69 56H68V58H69ZM128 56H132V58H134L135 60H137V62L138 63H140V68L141 69H144V70H146L147 69V71H148V74H147V71H146V74L144 75L145 77L144 78H146L145 79V81H147V82H145L144 81V78H142V80H143V82H145V83H143L142 81V83L141 82H135V81H133L132 80V78L137 74V72L138 71H140V70H138L137 68H135L136 66L135 65H137V67H139V65H138V63L136 64V61H135V63H134V61L132 60V58H131V60H132V66L131 67H133V63H134V67L133 68H131L130 67V64L129 63H123V62H128V61H131L130 60V57H128ZM143 56H144V58H143ZM176 56V57H175ZM193 56V57H192ZM205 56V57H204ZM232 56H235V57H232ZM65 56H63L62 58H64ZM67 57V56H66ZM88 57H86L85 59L87 60V58ZM121 57V58H120ZM136 57V58H135ZM175 57V58H174ZM179 57V58H178ZM192 57V58H191ZM212 57V56H211ZM210 57V58H211ZM238 57H239V59H238ZM56 58H57V56H56ZM151 58H152V60H151ZM194 58V59H193ZM205 58V59H206ZM245 58V59H244ZM54 59V58H53ZM53 59H51V57H50V60L52 61ZM58 59V58H57ZM59 59H60V57H59ZM67 59V58H66ZM92 59V60H91ZM121 59H123L122 61H121ZM181 59V60H180ZM56 60V59H55ZM55 60H54V62H55ZM72 60V61H73ZM156 60H158L159 61V67H158V61H156ZM161 60V61H160ZM171 60L173 61L172 63H171ZM230 60V61H229ZM240 60H242V62L240 61ZM61 61H63V60H61ZM64 61L66 62V65L65 66H63V68L65 67L66 68V66L67 67H69V65H67V61L68 60H65L64 59ZM107 61V62H106ZM115 63H117V62H122V64H125L126 65V67L124 68V66H123V68H122V70H121V66L119 67V65H121L120 63H118L119 65H117V67H116V70H114L115 69V67H114V62ZM140 61V62H139ZM147 61V62H146ZM53 62V61H52ZM59 62V65H60V61H58ZM69 62V61H68ZM76 62V63H77ZM83 62V61H82ZM142 62H143V65L145 64L144 62H146V65H145V67L144 66H141L142 65ZM186 62V63H185ZM261 62V63H260ZM98 63V64H97ZM105 63V64H104ZM191 63V64H190ZM54 64V63H53ZM55 64H57V63H55ZM63 64V62H61V65ZM81 63H79V65H80ZM154 64V65H153ZM182 64V65H181ZM60 65V67H62ZM71 65H72V62H71ZM76 65V64H75ZM98 65H99V67H100V69L98 68ZM116 65V64H115ZM127 65H129V66H127ZM148 65V66H147ZM150 65H152L151 67H154V69L153 68H151L150 67ZM157 65V66H156ZM254 65V69H252V67H249V66H253ZM258 65V64H257ZM56 66H58V64L56 65ZM80 66H82V65H80ZM179 66V67H178ZM203 66V67H202ZM77 66H75L74 68H76ZM79 67V66H78ZM78 67H77V69H78ZM102 67H103V69H102ZM106 67H108V68H106ZM128 67V68H127ZM149 67V68H148ZM161 67V68H160ZM225 67V68H224ZM249 67V68H248ZM101 71V72H99V70ZM114 68V69H113ZM127 68V69H126ZM130 68V69H129ZM146 68V69H145ZM160 68V69H159ZM184 68V69H183ZM243 68V69H242ZM251 68V69H250ZM257 68V69H256ZM68 69V68H67ZM98 71H97V70ZM108 69V70H107ZM120 69V70H119ZM148 69H151V72H153V73H151L150 72V70H148ZM152 69H153V71H152ZM181 71H180V70ZM246 69V70H245ZM71 70H73V68H72V66H71ZM113 70V71H112ZM124 70V71H123ZM125 70H127V71H125ZM135 70V71H134ZM144 70H142V71H144ZM186 70V71H185ZM206 70V69H205ZM221 70H223V71H221ZM251 72H250V71ZM254 70H255V72H254ZM68 71H69V69H68ZM74 71V70H73ZM75 71H77V70H75ZM78 71H80V70H78ZM77 71V72H78ZM95 71V72H94ZM102 71H104V72H102ZM115 71H119V73L121 74V75H123V77L121 76H119V74H117L118 72H115ZM122 71V72H121ZM181 73H180V72ZM216 71V72H215ZM91 72L92 73H95V74H91ZM98 72V73H97ZM131 72L133 73V74H131ZM150 72V73H149ZM203 74H202V73ZM221 72V73H220ZM115 73V74H114ZM123 73V74H122ZM139 73V72H138ZM113 74V75H112ZM158 74V75H157ZM116 75L118 76V77H116ZM125 75V76H124ZM217 75H218V77H217ZM113 77H115V81L113 80L114 78ZM150 77V78H149ZM220 77V78H219ZM226 77V78H225ZM131 78V79H130ZM153 78V79H152ZM217 78H218V80H217ZM251 78V79H250ZM117 79V80H116ZM220 79V80H219ZM256 79H259V80H257V81H255ZM129 80V81H128ZM176 80H177V82H176ZM117 81V82H116ZM157 81V82H156ZM219 81H222V85H220V86H218V82ZM120 84H119V83ZM136 83V84H135ZM139 83H141V84H139ZM152 83V84H151ZM234 83V84H233ZM112 84V85H111ZM234 86H232V85ZM111 85V86H110ZM122 85V86H121ZM135 85L136 86H138V89H136V87H135ZM140 85H142V86H140ZM196 85V87H193V86H195ZM228 85V86H227ZM220 87V88H218V87ZM232 86V87H231ZM255 86V87H254ZM226 87V88H225ZM122 88V89H121ZM187 88V89H186ZM193 89V92H192V89ZM197 88V89H196ZM225 88V89H224ZM236 88V89H235ZM127 89H128V91H127ZM179 89V88H178ZM196 89V90H195ZM217 89H219V90H217ZM190 90V91H189ZM198 90V91H197ZM220 90H222V92L220 91ZM130 91V92H129ZM189 91V92H188ZM223 91H225V92H223ZM134 92V91H133ZM174 92H177V89L176 90H174ZM230 94H229V93ZM125 93V94H124ZM221 93V94H220ZM116 94H118L117 96H116ZM129 94V95H128ZM132 94V95H131ZM179 94V93H178ZM181 94V93H180ZM190 94V95H189ZM239 94V95H238ZM126 95V96H125ZM256 95V96H255ZM116 96V97H115ZM119 96V97H118ZM130 96H132V97H130ZM231 96V97H230ZM125 97V98H124ZM135 97V96H134ZM228 97V98H227ZM119 98V99H118ZM129 98H132V99H130V100H128ZM244 98H245V100H244ZM123 99V100H122ZM127 99V100H126ZM163 100V99H162ZM230 100V101H229ZM235 100H237V101H235ZM250 100V101H249ZM113 101H114V103H113ZM123 101H125L124 103H123ZM248 101V102H247ZM128 102V103H129ZM196 102V103H195ZM195 102H193L192 103V105L194 104H198V101H195ZM238 102V103H237ZM241 102V103H240ZM116 103V104H115ZM121 103V104H120ZM122 104H124V105H122ZM200 104H203V103H200ZM245 104H246V106H245ZM134 105H136V106H138V107H136V106H134ZM161 105H162V107H161ZM85 106V109H86V105H84ZM124 106H126V107H124ZM167 106V107H166ZM239 106V107H238ZM129 107H131V108H129ZM153 107H155V109H157L156 111L154 110V108ZM157 107H159V108H157ZM164 107V108H163ZM172 107V109H170ZM186 107H187V109L188 110H186ZM241 107H243V108H241ZM88 108V107H87ZM126 108V109H127ZM133 108V109H132ZM139 108V109H138ZM144 108V109H143ZM166 108V109H165ZM194 108V107H193ZM193 108H191L192 110H193ZM145 109H146V112H144L145 111ZM152 109L154 110V111H152ZM177 109H179V110H177ZM183 109V110H182ZM184 109H185V111H184ZM199 108H196V111L198 110ZM241 109V110H240ZM105 110V109H104ZM136 110H138V111H136ZM142 112H141V111ZM164 110V111H163ZM173 110H175V111H173ZM168 111V112H167ZM172 111V112H171ZM195 110H193V112H194ZM195 111V112H196ZM131 112H133L132 114H131V116H130V113ZM137 112V113H136ZM139 112V113H138ZM153 112V113H152ZM157 112V113H156ZM181 113V114H183V115H181V114H179V113ZM192 112V113H193ZM129 113V114H128ZM150 113V114H149ZM176 113V114H175ZM187 113V114H186ZM136 114H138V115H136ZM142 114V115H141ZM154 114V115H153ZM186 114V115H185ZM194 114V113H193ZM135 115H136V117H135ZM176 115V116H175ZM191 115V116H190ZM146 116V117H145ZM151 118H149V117ZM153 116V117H152ZM158 116V117H157ZM173 116V117H172ZM175 116V117H174ZM189 117V118H188ZM136 118H137V120H136ZM175 118V119H174ZM148 119H149V121H152L153 119H154V123H155V120L157 121V123H156V125L154 124H152L151 123V125H149V124H147V123H149V121H148ZM169 119V120H168ZM178 119V120H177ZM193 122H192V121ZM191 122V123H190ZM128 124V125H129ZM192 124V125H191ZM154 126V127H153ZM195 127H196V129H195ZM149 128H153V129H149ZM180 128V129H179ZM178 129V130H177ZM194 129V130H193ZM199 129V130H198ZM205 128H203V130H204ZM147 131V132H146ZM234 131V132H233ZM238 132V134H239V137H231V135L232 134H234L235 132ZM177 132V133H176ZM145 133H143V134H145ZM176 133V134H175ZM178 134V135H177ZM163 135H165V136H163ZM167 135V136H166ZM196 135V136H195ZM199 135V136H198ZM137 134H135V138H137ZM175 136V137H176ZM230 136V137H229ZM139 137V136H138ZM159 137V138H160ZM168 137H171V136H168ZM190 137V138H189ZM196 139H195V138ZM225 137H226V139H225ZM218 138V139H217ZM156 139V140H155ZM194 139V140H193ZM198 139V140H199ZM201 139H203V137L201 138ZM200 139V140H201ZM193 142H192V141ZM196 140V141H195ZM161 141H163V140H161ZM164 141H165V139H164ZM170 141V140H169ZM173 141V140H172ZM171 141V142H172ZM195 141V142H194ZM218 141V142H217ZM220 141V142H219ZM227 142H229V143H227ZM148 143V142H147ZM162 143V142H161ZM173 143H176L175 141L173 142ZM183 143V144H184ZM232 144V145H231ZM152 145V144H151ZM150 145V146H151ZM155 145H157V146H155ZM185 145V144H184ZM184 145H182V147H184L185 148V146ZM192 146V147H190V146ZM168 146V147H167ZM181 146V145H180ZM180 146H178V147H180ZM234 146V147H233ZM162 149H161V148ZM181 148V147H180ZM161 149V150H160ZM169 149H171L170 150V152H172V153H168V151H169ZM186 149H188V148H186ZM186 149H184V151H186ZM233 149H237V150H233ZM152 150V151H151ZM155 150H157L156 152H155ZM163 150H165V151H163ZM216 150V151H215ZM149 151V150H148ZM163 151V152H162ZM167 151V152H166ZM187 151H189V150H187ZM226 151V152H225ZM158 152V153H157ZM164 152H166V153H164ZM181 152L184 154V156H186V157H180V156H182L183 154H181ZM215 152V153H214ZM232 152H234V153H232ZM151 153H152V155H151ZM160 153V154H159ZM162 153H164V154H166L167 156V158L166 157H164L165 155H163ZM169 155H168V154ZM227 153H228V155H229V153H231V155L233 154V156H230L229 155V157H228V155H227ZM159 154V155H158ZM161 154L163 155V156H161ZM178 154V155H177ZM222 156H224V157H222ZM244 154V155H243ZM173 155H174V153H173ZM191 157H190V156ZM214 155V156H213ZM170 158H172V159H169V157ZM172 156V157H171ZM210 155H209V153H208V158H210L211 159V156L209 157ZM227 156V157H226ZM238 157L237 158V160H236V162H235V160H233L232 158L233 157ZM157 157V158H156ZM162 159H161V158ZM234 157V158H235ZM241 157H242V159H241ZM153 158V159H152ZM164 158H166V159H164ZM181 158V159H180ZM194 158V159H193ZM218 158V159H217ZM228 158H231V159H228ZM240 158V159H239ZM165 160V161H167V162H165L164 163V161H162V160ZM167 159H169V160H171V161H173V159L174 160H176V161H173L172 163H173V165L171 164V161H169V160H167ZM178 159H179V161H178ZM189 159V160H188ZM227 159H228V163H227ZM238 159H239V161H238ZM139 160V159H138ZM184 161V162H183ZM195 161V162H194ZM230 161V162H229ZM234 161V162H233ZM237 161H238V163H237ZM194 162V163H193ZM200 162H202L201 160H200ZM233 162V163H232ZM168 163H169V165H168ZM231 163V164H230ZM177 164V165H176ZM178 164H179V166H178ZM192 164H194V165H192ZM200 164V166H198ZM167 167H166V166ZM182 165V166H181ZM196 165H197V167H196ZM138 165H136V167H137ZM164 166L166 167V168H164ZM172 166V167H171ZM175 166H177V167H175ZM186 166H187V168H186ZM183 167V168H182ZM195 167V169H193ZM215 167V168H214ZM146 168H148V167H146ZM146 168H145V170H146ZM175 168V169H174ZM177 168H180V169H182L181 171H179L180 169H177ZM189 168V169H188ZM192 168V169H191ZM199 168V169H198ZM150 168H148L147 170H149ZM167 169V170H166ZM183 169H188L189 171H187V174H184V173H186V170H183ZM166 170V171H165ZM193 170V171H192ZM197 170V171H196ZM170 171V170H169ZM175 171V172H174ZM196 171V172H195ZM255 171V172H254ZM188 172H190V173H188ZM253 172V173H252ZM169 173V172H168ZM207 173V174H206ZM183 174V175H182ZM169 175H171V174H169ZM200 175V176H199ZM206 175H208V176H210L212 179H211V181L209 182L208 180H207V177L208 176H206ZM214 175V176H213ZM257 175V176H256ZM150 176V177H149ZM197 176V177H196ZM199 176V177H198ZM203 176V177H202ZM170 178L172 177V176H169ZM260 177V178H259ZM150 178H152V179H150ZM163 178V179H164ZM176 178V179H175ZM183 178L184 177H182V180H183ZM192 178H195L196 180H197V183H199V184H197L196 182H191V181H193V179ZM199 178H201V181H200V179ZM223 178V179H222ZM253 178V179H252ZM255 178H257V179H255ZM166 180H168L167 178H165ZM194 179V180H195ZM255 179V180H254ZM260 179V180H259ZM142 180V181H141ZM153 181V180H155V181H153V182H151V181ZM161 180H162V178H161ZM181 180V181H182ZM190 180V181H189ZM199 180V181H198ZM258 180V181H257ZM263 180V182H261ZM165 181V180H164ZM171 181V180H170ZM226 181V182H225ZM254 182V181H256L257 182V184L258 185H256L255 183H254V186H257L256 187V189H255V187L253 186V184L252 183H250V182ZM146 182V183H145ZM153 184V185H155V188H159L160 187V190L161 189H163V192H162V197L160 196V198L158 199H155L156 198V196L154 195L155 193H153L152 191H153V189L151 188V187H153V185H150L151 183ZM177 182V181H176ZM201 182V183H200ZM208 182H209V184H208ZM259 182V183H258ZM145 183V187H144V184ZM159 183V184H158ZM180 183V182H179ZM182 183V182H181ZM196 183V184H195ZM203 183V184H202ZM212 183L214 184H216V186H215V184L214 185H212ZM250 183V184H249ZM147 184H149V185H147ZM183 184H184V180H183ZM202 184V185H201ZM233 184V185H232ZM165 185V186H164ZM195 185V186H194ZM260 185V186H259ZM156 186H158V187H156ZM183 186V185H182ZM182 186H179V187H181L182 188ZM202 186V187H201ZM213 186V187H212ZM253 186V187H252ZM259 186V187H258ZM143 187V188H142ZM187 187V186H186ZM188 187H187V191H189L190 192V190L188 189ZM196 187H198L197 189H196ZM233 187V188H232ZM236 187V188H235ZM240 187V188H239ZM261 187V188H260ZM144 188H147V190H148V193H150L151 195H154V196H152L151 198H150V194H148L147 193V190L145 191H141L142 192V194H141V192L139 191V190H141V189H144ZM150 188L152 189V190H150ZM174 190H173V189ZM179 189V188H178ZM233 189H235L237 192V194L234 192V190ZM260 191H259V190ZM263 189V190H262ZM135 190H133V192H136ZM166 192H165V191ZM181 190H183V188L181 189ZM180 190V191H181ZM185 190V189H184ZM183 190V191H184ZM186 190L184 191V193H186ZM196 190V191H195ZM208 190V191H207ZM150 191V192H149ZM157 191V190H156ZM162 191V190H161ZM173 191H175V192H173ZM210 191V192H211ZM233 191V192H232ZM240 191V192H239ZM261 192V193H260ZM158 193V192H157ZM157 193H156V195H157ZM168 193V194H167ZM173 193H174V195H173ZM181 193V192H180ZM183 193V192H182ZM183 193V194H184ZM233 195H232V194ZM236 194V196L238 197V194H239V197H238V199L236 198V196H234L235 194ZM257 193V194H256ZM258 193H260V194H258ZM150 195V196H148V195ZM161 193H159L157 196H159ZM228 194V195H227ZM249 194H251L250 196H249ZM255 194V195H254ZM171 195V196H170ZM181 194H179V196H180ZM227 195V196H226ZM154 197V198H153ZM165 197V198H164ZM181 197V196H180ZM251 197V198H250ZM255 197V198H254ZM161 198H163V199H166V200H162ZM172 198H173V200H172ZM182 198V197H181ZM248 198V199H247ZM145 199V201H147L146 203H144L143 202V200ZM149 199H150V201H149ZM153 199H155V200H157L158 201V204L160 203V202H162L163 201V203L161 204L162 205V207H163V205H167L168 203V205L169 206H166L167 207V209H168V207H171V205L173 206L174 204L176 205L175 206V210L173 209V207H171V208H169L170 210H166V208H165V210H164V208H162L163 209V211H165V213H163V215H162V212H160L161 213V215H160V213L157 211V205L158 204H156L155 205V207L157 208H155V207H153L154 205H151V204H154L155 203V201H153ZM162 200V201H159V200ZM241 199V200H240ZM259 199V200H258ZM142 200V201H141ZM263 200V201H262ZM133 201H134V198H133ZM135 201H137L136 199H135ZM168 203H167V202ZM171 201V202H170ZM149 202V203H148ZM165 202H166V204H165ZM183 203H185L184 201H183ZM183 203H181V204H183ZM255 203V204H254ZM133 204V203H132ZM142 204V205H143ZM134 205V204H133ZM139 205H140V203H139ZM160 205V204H159ZM255 205V206H254ZM138 206V204H136V207ZM141 206V205H140ZM140 206H138V208L140 207ZM164 206V207H165ZM210 206V205H209ZM208 206V207H209ZM212 206V205H211ZM151 207V208H150ZM159 207V206H158ZM207 207V206H206ZM208 207L207 208H205V209H208ZM257 207V208H256ZM141 208V207H140ZM160 208V207H159ZM179 208V209H178ZM241 208V207H240ZM161 209V210H162ZM178 209V210H177ZM180 209L182 210V211H186V213H185V211L184 212H182V213H180ZM184 209V210H183ZM149 210V211H148ZM173 211V213H171L172 211ZM177 210V211H176ZM107 213H108V210H105ZM104 211V212H105ZM193 211V210H192ZM191 211V212H192ZM195 211V210H194ZM203 211V210H202ZM155 212V213H154ZM168 212V213H167ZM175 212H177V213H175ZM203 212H205V211H203ZM207 212V211H206ZM246 214H245V213ZM107 213H106V215H107ZM201 213V212H200ZM228 213H229V215H228ZM171 214V215H170ZM176 214L178 215H180V214H182V215H180V216H176ZM184 214H186L185 216H184ZM106 215H104V216H106ZM142 215V216H143ZM157 215H160V216H162L161 218H165L164 220L163 219H161L162 221H160V222H157V221H159V219H157L158 217L160 218V216H158L157 217ZM242 215V216H241ZM153 216V217H152ZM163 216H166V217H163ZM169 216V217H168ZM186 216H189L190 218H194V216L196 217L195 219H187V221H189V223H190V225H189V223L188 222H184V219H186ZM156 217V218H155ZM174 217V218H173ZM176 217V218H175ZM221 217V218H220ZM148 218V219H147ZM149 218H150V220H149ZM178 218V219H177ZM188 218V217H187ZM233 218H235V219H233V221H232V219ZM154 221H153V220ZM177 219V220H176ZM179 219H181V220H179ZM224 219V220H223ZM148 220V221H147ZM168 220H169V222H168ZM183 220V221H182ZM192 220V221H191ZM199 220H201V221H199ZM153 221V222H152ZM186 221V220H185ZM204 221V220H203ZM219 221V222H218ZM231 221V222H230ZM235 221V222H234ZM145 222V223H146ZM157 222V224L159 225V227H158V225L157 224H154V223H156ZM182 222V223H181ZM198 222V223H197ZM202 222V223H201ZM229 222V223H228ZM233 222V223H232ZM153 223V224H152ZM161 223H162V225H161ZM177 225H176V224ZM238 223V224H237ZM150 224V225H149ZM166 224V225H165ZM182 224V225H181ZM183 224H185V226L183 225ZM195 224V225H194ZM151 225H153L154 227H151ZM160 225H161V227L163 228V231H164V229H165V231L167 232V234H165V233H163L162 231L161 232H159L160 231ZM186 225H188V226H186ZM205 227H204V226ZM225 227H224V226ZM228 227H227V226ZM178 226V227H177ZM184 226V227H183ZM192 226V227H191ZM187 227V228H186ZM198 227V228H197ZM232 228V229H230V228ZM153 230H152V229ZM159 228V229H158ZM161 228V229H162ZM186 228V229H185ZM223 228V229H222ZM225 228V229H224ZM158 229V232L157 231H154V230H157ZM168 229H174V230H168ZM176 229V230H175ZM178 229V230H177ZM185 229V230H184ZM190 229H192L191 231H190ZM210 229H212V228H210ZM200 230H202V231H200ZM208 230V231H207ZM150 231H152V233L150 232ZM154 231V232H153ZM175 233H173V232ZM183 231V232H182ZM211 231L213 232V233H211ZM155 232H157V234L158 235H156V234H153V233H155ZM169 232V233H168ZM178 232V233H177ZM188 232H190V233H188ZM192 232V233H191ZM208 232V233H207ZM210 232V233H209ZM215 232H217L216 233V235H214V236H211V234L213 235V234H215ZM224 232V233H223ZM150 233V234H149ZM162 233V234H161ZM171 233V234H170ZM173 233V234H172ZM151 234L152 235H155L154 237L153 236H151ZM176 235V236H175ZM171 236H173V237H171ZM185 236V237H184ZM191 236V237H190ZM203 236V237H202ZM152 237V238H151ZM156 237H158V238H156ZM171 237V238H170ZM205 237L207 238V239H205ZM218 237H219V239H220V241H218L219 239H218ZM154 238V239H153ZM155 238H156V242L154 241L155 240ZM172 238H174V241L172 240ZM186 238V239H185ZM168 239V240H167ZM183 239V240H182ZM210 239V240H209ZM212 239V240H211ZM218 239V240H217ZM157 240H158V242H157ZM206 240H209V241H207L206 242ZM161 241V242H160ZM176 241V242H175ZM211 241H213V242H211ZM180 242V243H179ZM205 242V243H204ZM204 243V244H203ZM215 243V244H214ZM156 244H158V246H156ZM160 244V245H159ZM162 244V245H161ZM181 244V245H180ZM184 244V245H183ZM199 244V245H198ZM206 244H207V246H206ZM152 245V244H151ZM168 245V246H167ZM198 245V246H197ZM166 246V247H165ZM173 248H172V247ZM185 246V247H184ZM187 246V247H186ZM195 246V247H194ZM202 246V247H201ZM204 246H205V248H204ZM160 248V250H159V248ZM189 247V248H188ZM221 247V248H220ZM225 247V248H224ZM158 248V249H157ZM187 248V249H186ZM200 248V249H199ZM202 248V249H201ZM189 249V250H188ZM204 249H205V251H204ZM158 250V251H157ZM170 252H169V251ZM185 250H187V252L185 251ZM203 250V251H202ZM217 250H218V252H217ZM160 251V252H159ZM171 251H173V252H171ZM159 252V253H158ZM163 252V253H162ZM176 252V253H175ZM181 252V253H180ZM258 252V253H257ZM184 253V254H183ZM212 253V254H211ZM170 254V255H169ZM216 254H218V255H216ZM171 256V257H169V256ZM182 255V256H181ZM189 255H191V256H189V258H188V256ZM210 255H212V256H210ZM215 255V256H214ZM256 255H258V256H256ZM261 255V256H260ZM160 258H159V257ZM165 256H167V257H165ZM181 257V258H180ZM185 257H187V258H185ZM191 257V258H190ZM212 257H214V258H212ZM218 257H220V258H218ZM260 257V258H259ZM165 258V259H164ZM170 258H171V260H170ZM175 258V259H174ZM185 258V259H184ZM210 258V259H209ZM255 260H254V259ZM178 259V260H177ZM184 259V260H183ZM187 259V260H186ZM212 259V260H211ZM163 260V261H162ZM174 260V261H173ZM168 261H170V262H168ZM178 261V262H177ZM212 261V262H211ZM166 262V263H165ZM168 262V263H167ZM217 262V263H216ZM120 262H118V264H119Z\"/></svg>",
  "mask_w": 264,
  "mask_h": 264
},
{
  "label": "snow or ice",
  "instance_id": "6c2138e0",
  "mask_svg": "<svg viewBox=\"0 0 264 264\" xmlns=\"http://www.w3.org/2000/svg\"><path fill=\"white\" fill-rule=\"evenodd\" d=\"M0 6L2 7H10V5H4L2 3V0H0ZM28 59L39 62L43 65L44 68L49 69L52 73H55L58 71V69L55 68L54 65L48 63L47 54L44 53H36L33 52V49L31 47H28L26 50ZM79 119V118H78ZM78 127L77 123L71 124L67 129H64L65 135L63 136L62 141V150L64 153H66L69 157V161L72 163L79 162L78 160L73 158V154L75 153L76 147L80 143V137L78 135H75L73 132V129ZM89 163H92L89 161ZM135 226L139 227V223H135ZM15 264H49L48 261L43 260H19L16 261Z\"/></svg>",
  "mask_w": 264,
  "mask_h": 264
}]
</instances>
